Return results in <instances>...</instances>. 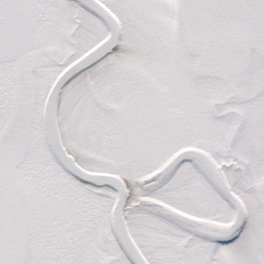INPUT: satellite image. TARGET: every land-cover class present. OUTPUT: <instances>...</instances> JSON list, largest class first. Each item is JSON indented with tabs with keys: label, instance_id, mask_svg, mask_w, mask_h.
<instances>
[{
	"label": "snow or ice",
	"instance_id": "6c2138e0",
	"mask_svg": "<svg viewBox=\"0 0 264 264\" xmlns=\"http://www.w3.org/2000/svg\"><path fill=\"white\" fill-rule=\"evenodd\" d=\"M0 264H264V0H0Z\"/></svg>",
	"mask_w": 264,
	"mask_h": 264
}]
</instances>
